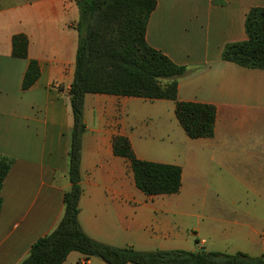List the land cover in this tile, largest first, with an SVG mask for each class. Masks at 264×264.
<instances>
[{"label": "crops", "instance_id": "1", "mask_svg": "<svg viewBox=\"0 0 264 264\" xmlns=\"http://www.w3.org/2000/svg\"><path fill=\"white\" fill-rule=\"evenodd\" d=\"M155 1L146 42L189 70L177 99L214 106V135L188 138L172 101L86 95L80 227L99 243L139 252L260 256L264 70L223 61L221 52L247 39L246 15L264 0ZM78 17L74 0H0V156L13 160L0 194V264H19L63 212ZM18 34L28 39L26 59L12 56ZM30 60L40 76L22 90ZM115 136L127 138L139 160L180 167L179 192H140L130 163L113 154ZM64 264L106 263L72 252Z\"/></svg>", "mask_w": 264, "mask_h": 264}, {"label": "trees", "instance_id": "2", "mask_svg": "<svg viewBox=\"0 0 264 264\" xmlns=\"http://www.w3.org/2000/svg\"><path fill=\"white\" fill-rule=\"evenodd\" d=\"M79 17L74 76L69 89L73 123L69 132L66 176L70 188L63 195V212L51 232L38 238L19 264H64L72 252L85 260L98 258L106 264H264V254H224L184 250L139 252L131 247L116 248L99 243L81 229L78 215L82 195L81 151L86 131L84 99L88 94L174 102V115L190 139L214 135V106L177 99L179 79L189 70L174 64L146 42V27L156 7L155 0H74ZM243 42L224 46L221 59L248 69L264 70V8H252L246 15ZM12 56L26 59L28 39L12 37ZM40 76L38 63L30 60L22 80L29 89ZM113 154L130 163L135 187L152 197L172 195L181 187L178 166L136 158L127 138L112 139ZM13 160L0 156V194ZM2 198L0 195V211Z\"/></svg>", "mask_w": 264, "mask_h": 264}, {"label": "rangeland", "instance_id": "3", "mask_svg": "<svg viewBox=\"0 0 264 264\" xmlns=\"http://www.w3.org/2000/svg\"><path fill=\"white\" fill-rule=\"evenodd\" d=\"M163 113H164V115L166 114V109H164V112Z\"/></svg>", "mask_w": 264, "mask_h": 264}]
</instances>
